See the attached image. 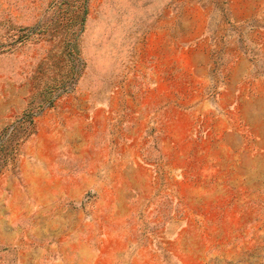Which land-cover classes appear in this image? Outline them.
<instances>
[{
  "label": "rangeland",
  "instance_id": "rangeland-1",
  "mask_svg": "<svg viewBox=\"0 0 264 264\" xmlns=\"http://www.w3.org/2000/svg\"><path fill=\"white\" fill-rule=\"evenodd\" d=\"M146 38L211 46L195 110L142 123ZM70 110L86 191L62 206L38 183L32 215L1 208L0 264H264V0H0V179Z\"/></svg>",
  "mask_w": 264,
  "mask_h": 264
},
{
  "label": "crops",
  "instance_id": "crops-1",
  "mask_svg": "<svg viewBox=\"0 0 264 264\" xmlns=\"http://www.w3.org/2000/svg\"><path fill=\"white\" fill-rule=\"evenodd\" d=\"M141 52L143 57L147 53L152 59L148 85L140 89L141 97L136 99L142 112H145L141 116L142 123L146 121L149 125L150 121L159 120L160 111L166 102H172L173 110L189 108L192 111L196 105L205 101L202 97L209 91L210 69L213 64L209 44L186 46L181 40H171L162 48L160 40L146 38L141 44ZM153 55L156 57H152ZM158 56L164 58L160 59ZM199 58L204 62L202 65L199 64ZM118 92L120 96L129 95V89H119ZM118 101L126 103L129 98L124 100L120 97ZM62 115L63 118H58V114L52 116L46 122L45 134L39 132L25 143L19 176L6 174L0 179V195L3 194L0 210L4 207L19 217L32 215L38 205L33 192L34 188L39 187L38 183L44 184L49 192H55L56 200L62 206L70 201L80 200L84 195L86 185L81 166L78 164L77 170L69 167L68 163L69 159L84 157L85 142L80 138L85 124L84 113L70 110ZM126 117V112L117 111L113 123H119L120 119L125 120ZM114 145L115 141H103L99 137L90 148H93L97 158L101 160L100 169H105V175L113 172L112 164H108L107 169L103 159L115 157L117 146L113 147ZM130 155L132 156V151ZM108 182V178L101 181L105 185ZM7 197L9 200H6Z\"/></svg>",
  "mask_w": 264,
  "mask_h": 264
}]
</instances>
